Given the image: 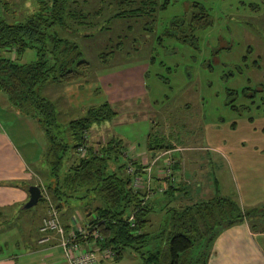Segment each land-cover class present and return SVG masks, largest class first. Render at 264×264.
Segmentation results:
<instances>
[{
  "label": "rangeland",
  "instance_id": "374dc122",
  "mask_svg": "<svg viewBox=\"0 0 264 264\" xmlns=\"http://www.w3.org/2000/svg\"><path fill=\"white\" fill-rule=\"evenodd\" d=\"M193 1L204 6L211 23L196 29V37L186 41L162 35L172 18L191 13ZM255 3L259 5L254 8ZM34 4L35 0H0V18L22 20ZM141 4V0H77L71 4V11L86 10L88 19L84 23L70 20L60 33L78 42L89 69L86 77L48 81L42 86L40 91L56 105L57 122L62 127L83 115L89 106L108 101L116 114L92 125L88 142L120 138V163H149L159 155L153 165L156 176L159 172L167 175L165 161L177 157L176 174L188 182L183 183L186 186L181 192L175 191V198L163 193L164 199L155 202L150 222L156 230L167 219L168 206L197 197L221 194L247 209L264 206V3L169 0L166 8L152 16L127 11ZM122 8L126 9L123 16H115ZM101 50L113 52L98 57ZM15 58L28 62L36 58V52L26 48ZM0 93L5 100L0 103V123L10 120L15 124L6 131L21 151L30 146L38 147L41 153L46 137L40 124L35 118L25 119L6 93L1 89ZM17 129L23 130L20 139ZM149 144L162 146L152 149ZM174 146L178 147L175 151ZM43 167L35 168L31 182L45 184ZM46 192L52 197L49 190ZM68 200L70 207L82 209L88 197ZM23 203L8 207L7 215L12 210L13 215L7 220L0 216V224L21 220L24 225L34 217L39 227L46 213L45 201L21 212L19 219L14 213L20 215L18 208ZM251 220V227L258 231L264 226V211L258 209ZM9 231L7 235L0 231V243L8 236L10 240L3 245L4 252H19L18 262L24 264L27 254L11 245L21 239L17 232ZM39 235L37 230L36 240ZM255 239L264 250V232H258ZM104 264H142V259L125 247L119 258L111 256Z\"/></svg>",
  "mask_w": 264,
  "mask_h": 264
},
{
  "label": "trees",
  "instance_id": "16d2710c",
  "mask_svg": "<svg viewBox=\"0 0 264 264\" xmlns=\"http://www.w3.org/2000/svg\"><path fill=\"white\" fill-rule=\"evenodd\" d=\"M76 1L35 0L24 19L9 22L0 18V89L22 114L36 119L46 137L40 161L46 169L45 184H36L49 190L52 197L48 196L57 209L71 197H88L82 209L89 230L93 226L99 228L105 244L115 249L114 258H119L122 250L129 247L141 256L142 264H207L217 235L244 220L251 221L254 226L251 218L256 216L258 209L264 211V206L247 209L231 196L221 194L171 207L166 202L167 219L158 230L151 227L154 204L149 197L155 189L145 199V192L132 186L130 174L125 170L128 163L138 169L145 163L142 160L120 163L119 154L123 152L120 138L111 137L96 144L87 139L92 125L115 116L116 111L110 103L103 101L91 105L83 115L70 119L61 127L54 101L40 91L48 81H74L87 75L89 60L84 57L81 46L60 33V28L67 27L70 20L84 23L88 19L86 10L71 11V4ZM141 3L127 11L152 16L156 10L166 8L169 0H141ZM258 5L255 3L253 7ZM191 6V13L172 18L162 35L186 41L196 37V29L211 23L204 6L197 1ZM124 12L126 9L122 8L114 15L120 17ZM26 48H33L36 58L18 62L15 55ZM112 52L101 50L98 57ZM80 146L85 147L84 153L80 152ZM161 146L149 144L152 149ZM154 173L153 178L156 177ZM169 189L170 192L165 189L164 193L175 198L177 189L172 184ZM39 200L45 201L46 208V198L42 195ZM32 208L19 206L20 215L14 214L20 219L21 212ZM12 215L5 216V220ZM130 215L132 220H129ZM17 224H21V220L5 221L0 229ZM3 245L0 243V248Z\"/></svg>",
  "mask_w": 264,
  "mask_h": 264
},
{
  "label": "crops",
  "instance_id": "0c3cea01",
  "mask_svg": "<svg viewBox=\"0 0 264 264\" xmlns=\"http://www.w3.org/2000/svg\"><path fill=\"white\" fill-rule=\"evenodd\" d=\"M1 94L0 103H5L4 97ZM25 119H28V116ZM12 124L10 120H6L5 124L0 123V211H2L1 216L4 217L10 211L8 207L18 202L19 204L23 203L28 199V186L33 183L31 182V178L35 175V168L41 166L40 161L42 156V152L40 153L38 147L29 146L26 150L22 151L19 149L11 138V134L6 131V127H11ZM17 131L19 133L18 138H22L23 130L17 129ZM175 148L178 147L174 146L172 149L174 150ZM171 159L172 176L165 177L159 172L158 176L153 179L155 191L149 197V200L153 204L164 199L162 194L165 189L169 190V192L171 191L169 189L170 184L181 192V189L186 186L183 183L188 182L186 178L183 179L180 175L177 176L178 174H176L177 157L171 156ZM68 203L69 200L63 202L58 208L60 219L66 232L69 233L71 230H75L78 234L79 227H86L87 220L85 213L79 206H76V208L70 207ZM32 219H28V223L24 224L25 226L17 224L9 228L3 226L2 228L4 229H0L3 235H7L9 230L10 233L12 230L15 231L14 229L16 228L15 232L18 233L21 241L17 239V242H15L13 240L11 245H16L18 249L24 250L27 254L24 264H67L62 254L59 253L61 247L58 245V239L55 236L51 237L46 243H40L36 240L39 220L34 218V222ZM254 229L257 228L251 227V224L247 220L223 229L213 242L207 264H264V250L255 239L258 232H264V226H261L258 231ZM78 236L79 238L84 237L81 234H78ZM8 237H6L7 241L3 240L5 242L4 245H7V242L10 241ZM89 238V236H86L84 239L89 240ZM12 246L8 245V247ZM18 253L8 252L6 254L4 246H1L0 264H19ZM110 257L100 255L99 259L104 264V261Z\"/></svg>",
  "mask_w": 264,
  "mask_h": 264
},
{
  "label": "built area",
  "instance_id": "2783aa9c",
  "mask_svg": "<svg viewBox=\"0 0 264 264\" xmlns=\"http://www.w3.org/2000/svg\"><path fill=\"white\" fill-rule=\"evenodd\" d=\"M11 51L14 53V49ZM79 150L84 153L85 147L80 146ZM158 156L155 155L149 163L144 162L145 165L139 169L131 163H128L125 168L126 172L130 174L132 186L144 191L145 199L150 196L154 188L153 165ZM171 162L172 159L165 161L167 175L165 173L163 176H172ZM41 193L47 200V207L38 227L40 233L38 242L46 243L55 236L58 239V245L61 247L62 257L67 264H102L99 259L100 255L104 257L115 255V249L111 245L105 244L104 236L96 226H93L91 230H89L88 223H86V227H79L78 234L84 236L82 238H79L75 230L66 232L57 207L50 200L45 189H41ZM132 219L133 216L130 215L129 220ZM86 236L90 237L89 240L84 239Z\"/></svg>",
  "mask_w": 264,
  "mask_h": 264
},
{
  "label": "water",
  "instance_id": "95a60500",
  "mask_svg": "<svg viewBox=\"0 0 264 264\" xmlns=\"http://www.w3.org/2000/svg\"><path fill=\"white\" fill-rule=\"evenodd\" d=\"M28 192H29V197L28 199L23 203L24 208H28L33 206L38 202V200L41 198L42 193H41V188L38 184H30L28 186Z\"/></svg>",
  "mask_w": 264,
  "mask_h": 264
}]
</instances>
